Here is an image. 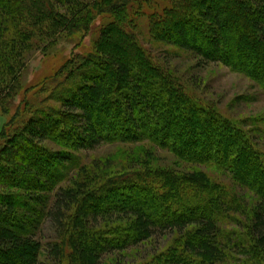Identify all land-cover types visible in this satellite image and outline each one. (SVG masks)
Returning a JSON list of instances; mask_svg holds the SVG:
<instances>
[{"label":"trees","instance_id":"16d2710c","mask_svg":"<svg viewBox=\"0 0 264 264\" xmlns=\"http://www.w3.org/2000/svg\"><path fill=\"white\" fill-rule=\"evenodd\" d=\"M140 1L150 7L155 39L208 59L230 61L232 66L233 59L246 63L253 46L262 48V55L250 60L253 71L264 77V0H166V5H162L165 0ZM132 3L0 0L3 111L19 93L22 61L30 51L47 47L66 29L72 34L90 31L94 20L102 19L95 50L78 55L47 84L48 99L57 104L48 105L35 96L26 100L24 110L3 127L0 188L5 191L0 190V264H108L105 255L134 249L155 235L165 236L167 231L177 235L173 245L140 264H252L253 246L264 255V155L237 122L193 98L187 100L193 112L185 116L180 105L165 96V90L160 102L152 100L162 90L148 93L143 82L146 79L153 85V75L164 71L137 39L134 21L139 11L130 7ZM57 6H67L66 14ZM225 9L230 10L229 16ZM240 11L245 22L230 27ZM119 21L123 27L117 29ZM247 29L257 37L251 48L247 44L250 39L240 37ZM199 33L214 44H201ZM113 34L127 42L112 41ZM250 76L259 80L256 74ZM157 80L174 87L170 90L174 99L175 93L178 99L184 98V91L170 79ZM260 84L264 87V81ZM179 118L186 125L177 124L174 130ZM171 137L172 143L168 142ZM145 139L183 159L225 166L242 184L245 179L254 182L260 197L246 226L247 234L223 230L220 223L225 215L238 210V200L231 190L211 184L200 172L179 174L168 169L154 174L139 171L105 176V168L112 165L110 160L85 166L71 150L52 151L43 145L49 140L82 150L103 142ZM238 141L242 144L236 148ZM77 169L73 181L61 186ZM107 193H112L113 200L104 199ZM102 200L106 204L101 205ZM122 218L126 222L115 223ZM44 223L55 232L54 239L45 243L39 235ZM239 253L244 257L238 258ZM127 256L130 260L121 264H131L134 257Z\"/></svg>","mask_w":264,"mask_h":264},{"label":"rangeland","instance_id":"374dc122","mask_svg":"<svg viewBox=\"0 0 264 264\" xmlns=\"http://www.w3.org/2000/svg\"><path fill=\"white\" fill-rule=\"evenodd\" d=\"M131 1L133 3L132 5L130 4V7L139 11L135 13L134 21L138 25V27H136L137 39L140 41V44L148 50L154 63L161 71H164V73L159 71L153 75V80H155L153 85L147 82L146 79L145 82H143L147 84L146 88L148 89V93L150 91L153 93L157 92L158 89L162 90V92L153 97L152 100L160 102V99H163V90H165L167 94L165 96L169 97V100L171 99L170 102L174 105L176 101V103L180 105V108L184 110L185 116L189 112H193L190 109L192 104L187 102L189 98L191 100L193 98L196 103L205 105L219 112L224 118H229L237 122L239 124L238 127L244 130L249 137L248 140L254 143L255 147L264 155V87L260 84V81H264V77L258 75L256 71H253L250 60V57L262 55V48L260 50L253 46L254 51L251 53L248 52L249 56L246 59L247 62L243 64L239 63L237 59H233L235 61H233V66L230 65L229 60L228 63H224V61L221 60L208 59L185 48H180L178 45L170 43L169 41L155 39L151 35V10L149 5L142 1H140L142 3L137 2L139 0ZM166 4H168V1H163L162 5ZM57 7L59 11L66 14L68 10L67 6ZM129 11L131 12V10ZM225 12L226 15L229 16L230 10L225 9ZM241 12L242 11H240V14L235 18L236 21L235 19L230 21V27H233L234 24L240 25L245 22ZM124 13H126V10ZM109 20L111 21L114 19L111 18ZM119 22L118 25L120 26H115L117 29L118 27H123L122 22ZM101 23L102 19L99 17L97 20H94L90 31H81L75 34H72L70 30L66 29L52 38L49 44H46L47 47L34 48L24 57L22 61V65L24 66L18 79L19 93L8 101L5 111L0 108V138L4 125L9 123L11 118H13L19 110H24L23 108L26 100L35 99V96H40L42 97V101H44L43 103L48 105L57 104L55 101L48 99L50 95L49 92H46L47 84L51 82V77H54L56 73H60L61 71L64 72L63 68L70 63L72 64L73 62L70 61L74 60L78 55L81 56L82 54L95 50L94 43L99 37V30L101 28L98 27ZM207 35L212 36L211 33H207ZM198 36L201 44L207 45V47L214 44L213 41L211 42L210 38L206 37V34L199 33ZM240 37L248 38V40L250 39L247 44L248 47L251 48V43L253 42L254 44L255 42L253 38L256 36L252 30L247 29L246 32L240 34ZM121 39L124 40L125 38L115 34H113L111 38L112 41ZM205 41L207 42L206 44L204 43ZM251 71L253 73H251ZM250 74H256L260 81L252 78ZM158 78H164V80L170 79L184 91V98L181 97V99H178L179 97L177 93H175L174 99L172 97L173 92L170 93V90H173L174 87L172 86L171 88L168 82H158ZM38 91L39 94L36 93ZM174 113H176V111ZM196 114L197 116L199 115L198 113ZM181 119L182 118H179L178 120L180 121L175 122L174 130L178 128L177 124L181 126L186 122ZM187 123H189V120H187ZM168 142H173L172 137ZM241 144L242 141H238L236 148ZM43 145L52 151L61 149L71 150L72 153L80 157V162L85 166L92 165L95 162L107 163V160H110L112 165L111 167L105 168V176L118 177L139 171H147L150 174H154L155 172L168 169L177 171L179 174L200 172L211 184L223 185L231 190L232 195L238 200V206L236 208L238 210L232 211L228 216L225 215V218L220 223L225 232L241 231L247 234L246 226L250 224L248 222L252 216L251 212L260 197L254 190L256 189L254 187V182L245 179V183L242 184V182L237 181L233 177L225 166H219L217 163L211 161L199 162L197 160L183 159L170 149L154 144V142L148 139L134 143L103 142L95 148L82 150L68 148L67 145L64 146V144H58L49 140L44 142ZM54 166H56V163ZM77 171L78 169L71 172L67 179L61 183V186H66L73 181ZM0 190H3V188H0ZM7 192L14 193L19 191H17V189H7ZM113 198L112 193H107L104 199L111 201ZM100 204H106V200H102ZM122 222H126V219L122 218L120 222L115 223ZM163 233L166 235H155L152 239L134 249H130L126 252L116 251L105 255L106 262L108 264L128 262L130 256L127 255L131 254V256L134 257L130 261L131 264L134 260H136V262L139 260L137 263L140 264L150 259V257L160 252L162 253V251H167L173 245L177 235L172 231ZM39 235L45 243L54 239L55 232L51 229L50 224L44 223ZM253 247L252 249L254 251H250V253L254 254L255 257L251 263L264 264V255L256 251ZM250 253L248 252L249 255H251ZM137 255L138 258L135 259ZM236 256L238 258L244 257V255L240 253L236 254Z\"/></svg>","mask_w":264,"mask_h":264}]
</instances>
